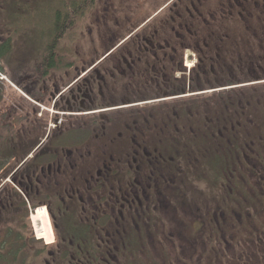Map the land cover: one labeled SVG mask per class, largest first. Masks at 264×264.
Listing matches in <instances>:
<instances>
[{"label":"flooded vegetation","instance_id":"1","mask_svg":"<svg viewBox=\"0 0 264 264\" xmlns=\"http://www.w3.org/2000/svg\"><path fill=\"white\" fill-rule=\"evenodd\" d=\"M56 2L53 124L0 106V264H264V0Z\"/></svg>","mask_w":264,"mask_h":264},{"label":"rangeland","instance_id":"2","mask_svg":"<svg viewBox=\"0 0 264 264\" xmlns=\"http://www.w3.org/2000/svg\"><path fill=\"white\" fill-rule=\"evenodd\" d=\"M14 2V0H5V3L3 0L0 1V35L6 38L5 53L3 58H0V106L9 104V101L16 102L23 99L27 101V104H25L27 107L25 108L29 111L33 109L35 104H41V107L35 106L40 109L44 108L43 114H47L45 117L47 118L48 127L49 123L53 124L50 119L55 116L51 100H46L44 96L45 100L42 102L37 100L36 96H30L35 87L33 85L37 83V80H35L37 77L35 72L37 59L43 52L48 35L52 33L50 21H47L48 15L46 14L48 0H19L17 4ZM10 9L13 12L16 10L21 11L17 16L18 22L15 21L16 17H13L14 13H11ZM12 20L18 28L15 33L8 29L12 25ZM84 24L88 26L90 22H84L81 25ZM9 33L12 34V38L7 36ZM70 39L72 40V38ZM70 39L66 37L61 41V46L68 55H70L68 50L72 52L71 45L68 44ZM74 41L76 47L78 50H82V53L85 50L87 51L85 48L92 45L88 39L82 37L80 39L75 37ZM49 91H52L51 86H49ZM45 107H48V110Z\"/></svg>","mask_w":264,"mask_h":264},{"label":"trees","instance_id":"3","mask_svg":"<svg viewBox=\"0 0 264 264\" xmlns=\"http://www.w3.org/2000/svg\"><path fill=\"white\" fill-rule=\"evenodd\" d=\"M57 0H48L47 3V9L48 11L46 12V14L48 15L47 17V21H50V27L52 26V33L50 35H48V39L46 41L45 44V54L43 55V57L41 58V60H39V65H36L35 67V72L36 75L40 76L41 74H45L47 72V68L53 65V54H52V50L54 48V45L56 43V35H55V31L56 33H60L62 34V32L64 31V27L65 25L68 24V21L66 20L67 18V9L65 11V13L63 14V11L61 13H55L54 12V2H56ZM67 0H60V3L63 5L64 8H68L66 6L65 2ZM57 3V2H56ZM74 8L77 10L80 8L79 4H75ZM46 9V10H47ZM65 10V9H64ZM63 16H66V18H64ZM5 41L0 43V58H3L4 55V45Z\"/></svg>","mask_w":264,"mask_h":264},{"label":"bare ground","instance_id":"4","mask_svg":"<svg viewBox=\"0 0 264 264\" xmlns=\"http://www.w3.org/2000/svg\"><path fill=\"white\" fill-rule=\"evenodd\" d=\"M38 215H39V217H41V218H43L42 220H45V215H44V212L43 211H38ZM36 218H37V216H36ZM43 222H45V221H43ZM40 223H41V221H40ZM38 224V223H37ZM42 227V226H41ZM47 227V225H45V235L43 236L42 234V236H43V238H46L47 240L51 237V234H50V231L46 228ZM39 229V228H38ZM49 241V240H48Z\"/></svg>","mask_w":264,"mask_h":264}]
</instances>
